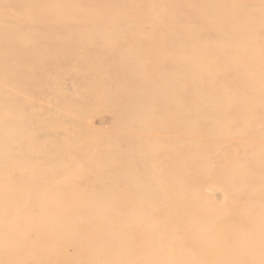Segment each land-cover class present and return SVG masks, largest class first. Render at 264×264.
<instances>
[{
    "label": "rangeland",
    "instance_id": "1",
    "mask_svg": "<svg viewBox=\"0 0 264 264\" xmlns=\"http://www.w3.org/2000/svg\"><path fill=\"white\" fill-rule=\"evenodd\" d=\"M0 43L51 59L0 52V264H264V0H0Z\"/></svg>",
    "mask_w": 264,
    "mask_h": 264
},
{
    "label": "bare ground",
    "instance_id": "2",
    "mask_svg": "<svg viewBox=\"0 0 264 264\" xmlns=\"http://www.w3.org/2000/svg\"><path fill=\"white\" fill-rule=\"evenodd\" d=\"M59 46H61V44L59 45L58 43L53 42V44L51 46V49H52L51 51L54 52L57 48H59ZM3 51L7 52L6 58L4 61L5 67L7 66V63L9 62L8 60L10 59V57L11 58L24 57V58H27V62H29V59L32 60V62H29L31 64V67L29 69H27L28 71H35V72L41 71L42 73H44V72L49 73L50 72V68H48V69L47 68H40L38 66L33 65L35 60H37V61H41V60L42 61H48L51 64V59L47 55H45L46 57H38L30 49H28V50L23 49L20 51H17V50L14 51V49L11 47V45H9V44L2 45L0 43V52L2 53ZM0 71H2L1 67H0ZM15 75L18 77L21 74L18 71H16ZM12 77H13V74H12L11 78ZM8 79H9V77H8ZM2 264H9V263H7V259H5L4 262H2Z\"/></svg>",
    "mask_w": 264,
    "mask_h": 264
}]
</instances>
